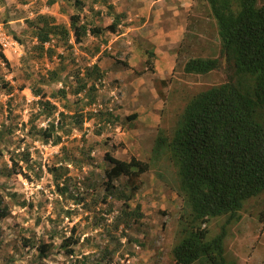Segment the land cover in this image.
<instances>
[{
    "label": "rangeland",
    "instance_id": "374dc122",
    "mask_svg": "<svg viewBox=\"0 0 264 264\" xmlns=\"http://www.w3.org/2000/svg\"><path fill=\"white\" fill-rule=\"evenodd\" d=\"M46 13L68 27L74 13L81 14L82 23L101 26L112 23L116 13L124 16L118 33H88L81 42L72 33L68 42L55 38L42 51L27 19ZM0 24L9 43L0 42V50L10 61L0 58V128L12 129L0 144V213L7 210L0 215V264H178L172 254L184 204L178 168L168 155L153 158V147L160 131L172 133L190 96L225 79L218 70L205 75L184 72L191 57L220 55L208 2L86 0L78 10L65 0L53 5L48 0H0ZM149 50L154 58H149ZM148 59H153V69ZM94 63L105 73L101 85L95 81L97 95L91 102L86 90L73 91L80 83L77 75L82 77ZM53 70L59 79L52 78ZM63 88L67 98L55 97L53 92ZM47 99L57 106L52 115L41 104ZM60 111L80 113L83 124L70 133L60 130V143H46L33 125L57 123ZM132 113L137 117L129 119ZM26 149L34 168L19 163L29 177L10 170L9 150ZM107 153L151 162L130 200L123 196L129 194L124 176L114 178L108 188ZM39 167L40 178L35 175ZM51 167L64 168L60 178L49 171ZM261 207L251 199L241 220L228 225L225 246L230 264H264ZM224 221H209L208 238ZM70 235L79 239L72 255L60 247ZM24 237L37 244L40 239L52 243L48 256L39 257L37 246H25Z\"/></svg>",
    "mask_w": 264,
    "mask_h": 264
},
{
    "label": "trees",
    "instance_id": "16d2710c",
    "mask_svg": "<svg viewBox=\"0 0 264 264\" xmlns=\"http://www.w3.org/2000/svg\"><path fill=\"white\" fill-rule=\"evenodd\" d=\"M59 1L48 0V4ZM65 1L78 10H83L86 5V0ZM206 1L216 23L220 55L191 57L184 64V72L205 75L218 70L225 74V79L190 96L172 133L168 135L160 131L153 147V158L168 155L178 168V192L184 199L178 217L180 236L172 248L178 264H230L225 246L228 225L241 220L242 211L251 199L261 203L258 218L264 224V0ZM123 16L114 14L113 22L107 26L82 23L80 13L71 15L70 27L57 23L55 17L47 13L27 19V23L39 48L44 51L46 43L59 37L68 42L72 33L77 42H81L88 33L94 36L106 31L118 33ZM15 38L19 40L16 35ZM148 53L149 58H154L152 50ZM0 58L10 64L2 50ZM153 67V59H148V68ZM58 73L51 71L54 80L60 78ZM104 73L98 63L88 66L82 77L77 75L80 83L73 92L79 94L86 90L91 102L94 101L97 95L95 81L99 80L101 85ZM91 80L93 82L89 84ZM34 92L47 97L41 89ZM67 93L65 88L53 92L55 97L61 95L64 98H67ZM41 104L49 110V115L57 110V106L48 99ZM69 113L60 111L57 123L49 121L45 127L33 125V128L44 142L58 144L62 139L60 130L70 133L75 125L83 124V115ZM136 117L137 113L128 115L129 119ZM69 118L73 120L67 123ZM10 132L11 127L0 128V144L5 142ZM9 151L11 172L29 177L19 162L23 161L26 169H33L31 152L28 149ZM106 159L110 163L106 169L108 188H111L114 178L124 176L129 194L124 193L123 196L130 200L140 189L141 176L150 170L151 162L136 156L120 159L110 153ZM41 171L43 169L39 167L35 172L39 178ZM49 171L58 179L64 168L51 167ZM1 214H7V210L4 208ZM216 217H224L225 221L221 230L208 238V223ZM23 239L25 246H37L42 258L48 256L53 246L41 239L38 244L32 237ZM78 242V238L70 235L62 240L60 247L72 255Z\"/></svg>",
    "mask_w": 264,
    "mask_h": 264
},
{
    "label": "built area",
    "instance_id": "2783aa9c",
    "mask_svg": "<svg viewBox=\"0 0 264 264\" xmlns=\"http://www.w3.org/2000/svg\"><path fill=\"white\" fill-rule=\"evenodd\" d=\"M0 42L4 45H8L9 43L7 42L6 43V37H3L2 36V33H1V24H0ZM99 86V85H98Z\"/></svg>",
    "mask_w": 264,
    "mask_h": 264
}]
</instances>
